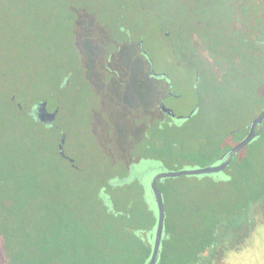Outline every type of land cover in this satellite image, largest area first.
<instances>
[{"label":"rangeland","instance_id":"374dc122","mask_svg":"<svg viewBox=\"0 0 264 264\" xmlns=\"http://www.w3.org/2000/svg\"><path fill=\"white\" fill-rule=\"evenodd\" d=\"M123 2L101 0L96 17L111 21ZM128 5V25L148 33L146 45L154 70L172 78L177 96L166 98V105L178 115L188 114L196 106L199 96L207 95L206 89L201 88L199 92L194 88L195 71L191 55L184 49L166 45L156 20H152L145 8L136 10L133 5ZM170 12L177 14L176 9ZM72 17V11L62 0H0V159L11 164H8V169L12 168L13 175L22 163V180L31 178L38 180L43 187H53V200L65 196L80 200L85 197L88 201L93 189L104 180L99 170L104 172L107 163L135 161L139 151L150 140H156L161 122L171 121L183 134L198 135L201 123L216 120L219 109L214 106L205 115L193 117L186 123L162 114L155 101L161 92L168 91L166 82L147 75L145 60L136 48L122 46L119 50L120 44L101 45L89 8H85L80 16ZM80 29L82 32H75ZM79 33L80 48L77 50L74 38ZM195 37L192 39L198 41ZM250 37L259 41L254 42V47L264 50V28L258 33L250 32ZM115 40L119 41L117 37ZM196 49L202 57L210 59L209 52L202 45ZM109 52L113 55L111 67L118 70L119 81L105 72L102 59H106ZM241 62L247 67V73H239L236 77L228 75L229 81L237 88L249 84L254 77L251 59H242ZM73 69L75 73L71 79L66 75ZM66 77L69 86L57 90L53 98H47L48 107L53 109L59 99L65 104L57 121L58 128L63 129L67 136L65 152L76 159L83 171L74 170L58 156L56 139L59 141L60 135L56 130L44 131L37 125L35 131L40 147L34 156L29 147L27 124L19 128L10 120L13 106L10 97L15 96V103L30 109L37 100L47 96V85L56 87ZM79 83V89L75 90ZM223 94L228 102V130L234 125L240 126L243 121L244 125L257 115L258 111L251 112L250 91L244 96L241 94L240 100L230 92ZM261 104L264 105V100ZM242 134L243 128H240L238 132L229 131L220 136L218 147L206 155L195 152L201 147L199 137L191 142L184 139L182 147L194 150L188 156L144 159L136 165V173L143 183L149 181L150 185L153 176L161 170L201 167L226 151ZM23 150L28 151L27 154ZM176 150L180 153L182 148L176 146ZM231 163L230 169L234 170L231 181L235 184L228 183L225 178L222 180L216 174L165 179L162 188L168 189L172 198L171 205H166L169 213L167 223L170 231L176 238H181L184 245L198 234L199 229L218 226V239L232 247L228 254L231 264H264V217L256 214L257 205L253 201L259 200L264 192V122L260 135L237 153ZM180 190L186 191L185 201H182ZM177 195L181 200L176 198ZM153 206L156 211L157 206ZM244 208L250 210L249 221H244L249 234L236 236L234 228L237 226L241 230L242 218L247 215Z\"/></svg>","mask_w":264,"mask_h":264},{"label":"trees","instance_id":"16d2710c","mask_svg":"<svg viewBox=\"0 0 264 264\" xmlns=\"http://www.w3.org/2000/svg\"><path fill=\"white\" fill-rule=\"evenodd\" d=\"M220 3L226 4L227 8L229 3L220 0L216 2L218 13L224 12V14L210 17L202 15L199 17L174 18L183 20V24L189 32V38H185L186 41L187 39L192 40V29H196L199 38L198 41L195 40V43L201 42V45L209 52L210 56V59H207L198 54L197 46L189 50L185 48L188 53H195V58L199 63L197 70L195 69V72H198V68L200 70V73H197L199 82L197 86L194 84V88L199 92L203 88L207 92L206 97L205 95L201 96V106L191 118L205 115L211 111V108L217 106L219 112L216 120L202 122L200 130L197 131L198 135L193 133L183 134L171 121H163L159 125L156 140H150L139 151V157L136 160L141 159L140 161H142L149 158L165 160L169 157L188 156L194 150L183 148L182 141L187 139L191 142L197 137H199L201 147L195 152L197 151L199 155L211 154L218 147L220 136L229 131L238 132L240 128H243L242 136L236 142L230 144L227 150L239 142L248 133L246 124L255 116L250 120L248 119L244 125L243 121L240 126L234 125L233 128L228 130L226 128V119L229 118L227 112L228 102H226L223 94L225 92L232 93L240 100L241 94L244 96L247 91H250L251 112H259L264 106L261 104V101L264 100V50L254 47V42L259 43V41L250 37V32L258 33L263 30L264 12L259 16H251L250 13L243 17L242 21L245 28L241 29L233 24L234 19L226 15V10L220 8ZM166 4L168 9H173V6L177 9L180 3L176 1ZM203 4L209 10L211 9L208 3ZM205 42L208 45H205ZM242 59H251L254 64L251 66L254 77H252L249 84L245 83L237 88L229 81L228 75L236 77L239 73L243 75L247 73L248 69L241 62ZM104 69L109 74L105 66ZM69 72L66 76H70L72 79L75 69ZM66 79L67 77L63 79L62 83L59 82L56 87L54 86L55 88L53 86L50 88L47 85L49 91L47 96L42 99L53 98L57 90L67 87L68 83L64 84ZM80 85L81 83L76 86L75 90H78ZM9 100L13 104L10 120H12L11 122L15 127L19 128L27 124L30 137L29 147L33 151L32 155L35 156L39 153L37 148L39 146L38 135L35 131L37 125L42 127L44 131L56 129L51 128L52 126H46L45 123L37 119L31 110L34 104L32 108L26 109L23 104L20 108L18 102L15 103V100L11 97ZM58 104H60L63 113L65 104L60 99ZM124 107L127 108L128 106L124 105ZM166 115L172 120L174 119L169 114ZM234 115L236 116V114ZM213 127H218L216 129H220L219 132L215 131L216 129H213ZM57 132L58 136L61 137L59 129ZM57 141L58 138L56 144L60 139ZM176 146L182 148L180 153L176 150ZM23 151H25V154L28 152ZM152 151L154 154H151ZM226 151L211 158L204 165L217 161ZM29 153H31L30 150ZM44 153L47 154L45 150ZM1 161L0 198H9L13 202L12 205H20L19 213L26 219V235H32V238L39 241L42 247L40 257H28L27 262L29 264H145L153 248L151 233L155 230L157 224L158 211L157 208L155 211L153 206L156 203L150 190L149 181L143 183L140 179L141 176L136 173L135 167L140 161L107 163L104 172L99 170V174L103 173L101 175H103L104 180L99 187L93 189L88 201L85 197L80 200L78 197L67 199L65 196L53 200V195L55 197L53 187H43L38 180L34 181L31 178L26 181L22 180L24 177L20 173L22 163L20 166L18 165L19 169L13 175L12 168L8 169V164L10 166L11 164ZM132 165H134L133 172H130ZM230 167H232V163L227 166L224 178L234 176V170ZM246 179L249 180L248 177ZM164 182L165 180L159 181L161 188V184ZM228 183L235 184V181L229 180ZM253 201L256 205H264V192L259 200Z\"/></svg>","mask_w":264,"mask_h":264},{"label":"flooded vegetation","instance_id":"af4514ba","mask_svg":"<svg viewBox=\"0 0 264 264\" xmlns=\"http://www.w3.org/2000/svg\"><path fill=\"white\" fill-rule=\"evenodd\" d=\"M62 1L66 2L69 7V10L72 11V16H73L72 18L76 16L77 17L80 16L81 12L84 11L85 8H89L91 10V12L93 13L92 22L95 28L97 29V33L101 45L107 47L109 44L112 43L120 44L117 47V49L119 50L121 49L122 46H129V47L134 46L136 48L137 53L145 60V64H146L145 70L147 75L153 78H156V76H152L150 74L151 57L149 55V49L146 45V34L148 33L144 34L143 32H141L142 29L135 30L128 25V10H127V6H129L128 4L133 5L136 10L137 9L141 10L142 8H145L144 11L149 12L152 20L158 19L156 23L164 37V41L166 42L167 46L173 49L180 48L185 50V48H187L189 50L192 47L201 46V42L197 43L198 44L197 45L194 39L192 40L187 39V41L185 40V38H189L188 37L189 32L187 31L186 26L183 24L182 19L176 20L174 18L177 17L188 18L191 16L199 17L202 15L210 17L213 15H218L217 4H216L218 0H124L123 3L119 4L118 12L116 16L111 21L106 22L100 19L99 17H96L98 15V11L101 8V0H62ZM176 1L180 3L179 8L176 9L177 14H172L174 12H170V11H173L175 9L174 8L168 9L167 8L168 5L166 3L176 2ZM220 1H227L229 3L228 8L226 4L220 3V8L225 9L226 15L229 16V18L234 19L233 24L237 28H241V29L245 28V25H243V21H242L243 17L249 15L250 13L252 14L251 16H259L262 12H264V0H220ZM203 3H208L211 9L209 10L208 7L203 6L204 5ZM192 5L194 8L192 7ZM220 13L224 14V12H220ZM75 23L77 24V20H75ZM75 32H82V30L80 29ZM192 32L194 37L196 36L197 38H199V35L198 33H196L195 28L192 29ZM80 35L81 33L75 34L74 44L76 49L80 48L79 45V39L81 37ZM115 37H117L119 41H116ZM190 55H191L190 59L192 61V65L194 66V71H195L199 63L195 58L196 56L195 53L194 54L191 53ZM112 60H113V55L111 54V52H109L107 58L102 59L103 65L107 68V71L109 72L108 75L111 78H116V80L119 81L118 70L111 67ZM198 72L200 73L199 68H198ZM198 72H195V77ZM164 81L166 82V85L169 88V90L166 91V93L161 92L162 94L158 96V99L155 102L157 103V106L160 109V111H162L164 114H167L162 110L161 105L162 104L166 105V98L170 96L173 97L177 96V94L176 92H174L173 90L174 88H171V84L165 78ZM170 91L174 92L176 95H170L169 94ZM201 96H199L196 105L199 104L201 106L202 103ZM12 99L15 100V96H13ZM58 106H59V112L51 128L56 129V131L59 129L62 136L64 130L58 128L59 126L57 124L58 119L61 117L60 104L56 105L53 109H49V110L53 111ZM31 110L34 112V107ZM247 131H249V128ZM59 142L56 144L57 145L56 152L58 153V156L63 158L66 161V163L74 170L83 171V169L81 168L80 165H78L74 157L70 156L66 152H65L66 153L65 156L60 154ZM44 157L46 158L47 155L44 154ZM70 158L74 160L71 161ZM140 160L141 159L135 161L138 162ZM133 167L134 165L131 166L130 172H133ZM216 175L221 178L222 174L218 173ZM231 177L232 176H229L226 177L225 179L231 180ZM161 190L163 194L167 217L165 218V222H164L163 239L161 242L160 253L156 264H231L229 261L228 254L229 252H231L232 247L230 244L225 243L226 241L218 239V235H219L218 226H212L211 224H208L211 226L206 227L203 230L199 229L198 234H196L194 238L190 239L189 242L186 243L185 245L183 244L181 238L175 237L174 233L170 231V228L167 223L169 218V213L167 211L166 205H171L172 198L169 195L168 189L161 188ZM179 193L181 195V198L183 197L182 201H185L186 191L180 190ZM176 198H180V197H178L177 195ZM12 204L13 202L9 198H0V264H29L27 262L28 257H36V258L40 257L42 255V249H41L42 247L39 241H36L35 239L32 238V235L31 236L26 235L25 232L26 219L22 214L19 213L18 209L20 205H12ZM184 205H191V203L190 204L184 203ZM255 207H256V214L259 217L260 214H263L264 217V205H257ZM249 211H250L249 208L248 209L244 208L243 212L247 213V215L243 216L242 218L243 222H242L241 230L238 229L239 227L237 228V226L234 228L236 236L238 235L244 236L246 234H249V228H247V225H245L244 223L245 220L249 221L248 220L250 217L248 214ZM154 237H155V230L152 231L151 233L152 247H153ZM151 254H152V250H151ZM151 254L146 259L145 264L148 263Z\"/></svg>","mask_w":264,"mask_h":264},{"label":"water","instance_id":"95a60500","mask_svg":"<svg viewBox=\"0 0 264 264\" xmlns=\"http://www.w3.org/2000/svg\"><path fill=\"white\" fill-rule=\"evenodd\" d=\"M151 68L150 74L152 76H156L158 78H165L170 84L171 88H173V81L168 74L165 73H157L153 67V61L150 58ZM197 70V68H196ZM199 82V75L195 77V86H197ZM68 80H65L64 84H67ZM170 95H176L174 92L170 91ZM19 107H22L21 103H18ZM162 110L169 114L172 118L179 120L181 122H185L190 119L193 115H195L200 105L197 104L188 114L186 115H178L174 112V110L165 104L161 105ZM59 112V107L55 108V110L50 111L48 108V100L42 99L34 103V114L38 120L45 123L46 126L50 127L54 124L57 114ZM264 122V106L257 113V115L246 124V127L249 128L248 133L236 144L231 146L217 161L209 163L207 165L197 167V168H179L174 170H161L157 172L152 180L150 181V190L154 195V199L156 201L157 211H158V220L155 229V237L153 242L152 254L147 264H156L157 259L159 257L161 242L163 239L164 233V222L167 217V212L165 210V204L163 199L162 190L158 185L159 181H163L169 177H178L182 175H215L218 173L222 174V178L226 176V168L231 163L233 157L239 153L243 148H245L249 143H251L256 137H258L260 131L262 130ZM66 141V133L63 132L60 142H59V152L61 155L65 156L64 143ZM71 161L74 159L70 158Z\"/></svg>","mask_w":264,"mask_h":264}]
</instances>
